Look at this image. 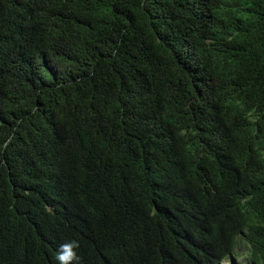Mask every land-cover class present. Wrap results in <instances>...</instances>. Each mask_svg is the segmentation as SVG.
<instances>
[{
    "label": "trees",
    "instance_id": "1",
    "mask_svg": "<svg viewBox=\"0 0 264 264\" xmlns=\"http://www.w3.org/2000/svg\"><path fill=\"white\" fill-rule=\"evenodd\" d=\"M239 239L264 264V0H0V264Z\"/></svg>",
    "mask_w": 264,
    "mask_h": 264
},
{
    "label": "clouds",
    "instance_id": "2",
    "mask_svg": "<svg viewBox=\"0 0 264 264\" xmlns=\"http://www.w3.org/2000/svg\"><path fill=\"white\" fill-rule=\"evenodd\" d=\"M79 247V242L76 240H72L62 244L55 257V259L58 261V264H80L81 258L77 252Z\"/></svg>",
    "mask_w": 264,
    "mask_h": 264
},
{
    "label": "rangeland",
    "instance_id": "3",
    "mask_svg": "<svg viewBox=\"0 0 264 264\" xmlns=\"http://www.w3.org/2000/svg\"><path fill=\"white\" fill-rule=\"evenodd\" d=\"M236 252H238L239 254L242 253V255L239 258L226 259L221 264H246V262H247V256L244 255V252L247 254L248 253V250L244 246V243H243V240L242 239H239V245L236 248Z\"/></svg>",
    "mask_w": 264,
    "mask_h": 264
}]
</instances>
